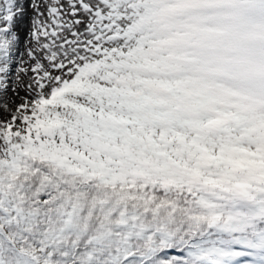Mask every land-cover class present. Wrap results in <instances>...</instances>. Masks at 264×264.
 I'll return each instance as SVG.
<instances>
[{"label": "snow or ice", "instance_id": "snow-or-ice-1", "mask_svg": "<svg viewBox=\"0 0 264 264\" xmlns=\"http://www.w3.org/2000/svg\"><path fill=\"white\" fill-rule=\"evenodd\" d=\"M0 264H264V0H0Z\"/></svg>", "mask_w": 264, "mask_h": 264}, {"label": "rangeland", "instance_id": "rangeland-1", "mask_svg": "<svg viewBox=\"0 0 264 264\" xmlns=\"http://www.w3.org/2000/svg\"><path fill=\"white\" fill-rule=\"evenodd\" d=\"M25 23H26V22H25ZM23 36H24V34H23ZM23 36H21V39H23ZM12 95H13L12 92L9 91V92H8V96H9V97H12Z\"/></svg>", "mask_w": 264, "mask_h": 264}, {"label": "bare ground", "instance_id": "bare-ground-1", "mask_svg": "<svg viewBox=\"0 0 264 264\" xmlns=\"http://www.w3.org/2000/svg\"><path fill=\"white\" fill-rule=\"evenodd\" d=\"M25 30H26V28H25ZM25 30H22V31H21V36H23Z\"/></svg>", "mask_w": 264, "mask_h": 264}]
</instances>
